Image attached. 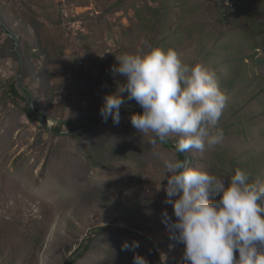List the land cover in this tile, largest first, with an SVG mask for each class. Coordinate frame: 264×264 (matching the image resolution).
Masks as SVG:
<instances>
[{
  "label": "rangeland",
  "instance_id": "1",
  "mask_svg": "<svg viewBox=\"0 0 264 264\" xmlns=\"http://www.w3.org/2000/svg\"><path fill=\"white\" fill-rule=\"evenodd\" d=\"M145 42L211 69L227 96L223 140L188 165L264 180V0H0V264H65L86 240L73 264H133V241L148 264H179L162 216L175 219L162 178L177 152L137 132L129 100L119 123L99 112L124 83L116 57ZM16 76L61 131L26 117L8 92Z\"/></svg>",
  "mask_w": 264,
  "mask_h": 264
},
{
  "label": "clouds",
  "instance_id": "2",
  "mask_svg": "<svg viewBox=\"0 0 264 264\" xmlns=\"http://www.w3.org/2000/svg\"><path fill=\"white\" fill-rule=\"evenodd\" d=\"M116 59L111 71L124 83L103 97L102 120L119 123L127 99L142 109L131 115V124L151 144L171 140L177 153H188L204 152L223 140L219 120L227 96L214 71L149 42ZM163 170L164 203L172 206L175 219L167 210L162 216L184 245L179 264H264V180L237 168L226 183L179 159H165ZM138 247L137 241L124 242L122 250L133 252V264H148L135 251Z\"/></svg>",
  "mask_w": 264,
  "mask_h": 264
},
{
  "label": "trees",
  "instance_id": "3",
  "mask_svg": "<svg viewBox=\"0 0 264 264\" xmlns=\"http://www.w3.org/2000/svg\"><path fill=\"white\" fill-rule=\"evenodd\" d=\"M12 40V42H15L13 39H11ZM26 90V89H25ZM8 92L9 93H11L12 94V97H14V96H18V97H20L23 101H24V103H25V106L23 107V111H24V114L26 115V117L31 121V122H38L39 120L37 119V117H36V113H39L45 120H49V118H48V116L46 115V114H44V113H42L39 109H38V107H37V105L36 104H34V102H35V100H34V97L31 95V93L30 92H28L27 90H26V92L28 93V95H29V97L31 98V99H33V106H34V109H32L31 107H30V105H29V103L27 102V100L23 97V95L20 93V91H19V89H18V87H17V84H16V81H15V79L13 78L12 80H10L9 82H8ZM134 106L136 105V106H138L139 108H134V107H132L133 108V110L131 111V113L133 114L134 112H141L142 111V109L140 108V106L138 105V104H136V102L135 101H130ZM36 103V102H35ZM128 107V106H127ZM129 107H131V106H129ZM121 111V110H120ZM87 120H88V122H86V124L84 123V124H82L83 126H80V128L82 127H86L87 125H90V127L92 126V125H94V124H96V122H97V119H95L94 118V115L92 114V115H90L88 118H87ZM52 129L55 131V132H59V131H61V127H59V126H52ZM88 129V128H87ZM90 130V128L88 129V131ZM86 131L87 130H85L84 132H81L80 134H78V135H84L85 133H86ZM71 132H73V131H71ZM162 145H164L165 147H171V148H173V149H175L174 148V146H172L171 145V143H170V141H166V142H160ZM177 155H178V158H179V160H182L183 161V158H184V155H183V153H177ZM82 247H84L83 249H82ZM86 249H89V244H88V241L86 240L85 241V243H84V241L83 242H80V244L77 246V248L73 251V253H74V256L80 251V250H86ZM72 253V254H73ZM152 253H153V255H156V251H155V248L153 247V249H152ZM74 256L71 258H69L68 260H67V262L65 263V264H73V262H74Z\"/></svg>",
  "mask_w": 264,
  "mask_h": 264
},
{
  "label": "water",
  "instance_id": "4",
  "mask_svg": "<svg viewBox=\"0 0 264 264\" xmlns=\"http://www.w3.org/2000/svg\"><path fill=\"white\" fill-rule=\"evenodd\" d=\"M9 36H11V38H13V40H16V38L14 36H12V35H9ZM15 81H16L17 87L19 88V91L21 92V94L23 95V97L27 100V102L29 103L30 107L32 109H34L32 100L30 99V97H29L28 93L26 92V90L23 88L22 83H21V80H20V77L19 76H16ZM131 110H133V109H130L128 111H131ZM36 117L39 120L38 122H40L47 130L55 133L54 130H52L51 124L48 123V120H45L39 113H36ZM87 128H88V126L80 129L79 131H76L75 133H77V132H83ZM168 141H170L171 145L174 146L173 145V142L171 140H168ZM183 155H184L183 161H187L186 153H183Z\"/></svg>",
  "mask_w": 264,
  "mask_h": 264
}]
</instances>
